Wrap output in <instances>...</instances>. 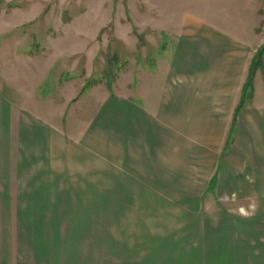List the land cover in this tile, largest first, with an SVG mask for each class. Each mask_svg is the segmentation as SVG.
Masks as SVG:
<instances>
[{
    "label": "crops",
    "instance_id": "obj_1",
    "mask_svg": "<svg viewBox=\"0 0 264 264\" xmlns=\"http://www.w3.org/2000/svg\"><path fill=\"white\" fill-rule=\"evenodd\" d=\"M210 27L184 37L193 58L190 80L197 82L200 76L203 83L196 87L203 95L174 92L168 116L129 96L97 97L93 92L91 111L73 114L74 95L63 92L66 88L78 94L85 71L72 77L73 70L65 78L61 72L53 79L57 86H51L52 93L46 88L40 96L44 78L37 73L25 71L17 89L0 87V264L189 263L185 237L162 232L159 214L142 205L169 202L168 194L175 195L174 163L168 161L163 168L168 173L161 179L153 172L159 163L149 160L159 154V123L176 124L177 119L185 132L201 140L207 131L217 132L216 124L232 122L233 161L264 164V94L256 86L252 99L240 105L250 75L248 54L241 46L245 40ZM49 54L38 57L45 63L35 62L40 72L71 56H53L48 63ZM7 83L12 86L11 80ZM220 159L222 170L226 163ZM141 162L153 172L149 183L141 180V173H132L138 169L132 164ZM117 170L119 181H113Z\"/></svg>",
    "mask_w": 264,
    "mask_h": 264
},
{
    "label": "rangeland",
    "instance_id": "obj_2",
    "mask_svg": "<svg viewBox=\"0 0 264 264\" xmlns=\"http://www.w3.org/2000/svg\"><path fill=\"white\" fill-rule=\"evenodd\" d=\"M201 22L245 40L241 46L248 54L254 88L242 98L252 99L256 86L258 94H264V53L262 58L254 57L264 44V0H0V87L17 89L25 71L37 73L44 78L40 96L52 93L53 79L61 72L65 78L73 70L72 77L85 71V85L78 94L66 88L63 92L74 95L73 114L89 113L95 93L129 96L168 116V100L174 92L203 95L196 87L203 83L200 76L197 82L190 80L193 58L184 47L186 34L211 30L212 24L205 27ZM46 53L52 55L48 63H53V56H71L40 72L35 62L45 63L38 57ZM232 124L218 123L217 132L207 131L208 137L199 140L185 132L177 119L176 124L159 123L155 149L159 154L149 160L159 163L153 172L161 179L168 173L163 170L168 161L174 163L175 195L168 194L169 202L142 205L145 211L159 214L162 232L185 237V246L191 249L188 264H264V164L233 161ZM174 127L175 132H169ZM219 159L226 163L222 170ZM146 165L132 164L138 168L132 173L151 182L153 172ZM114 173L113 181H119V171Z\"/></svg>",
    "mask_w": 264,
    "mask_h": 264
},
{
    "label": "trees",
    "instance_id": "obj_3",
    "mask_svg": "<svg viewBox=\"0 0 264 264\" xmlns=\"http://www.w3.org/2000/svg\"><path fill=\"white\" fill-rule=\"evenodd\" d=\"M263 53H264V44L261 46V48H259L257 50V52H256V54L254 56L255 57V60L257 58L259 59L263 55ZM252 73H253V71L251 70L250 71V75H249V77H248V79H247V81L245 83L244 88H243V95H242V97H245L249 91L252 92V90H253V75H252ZM243 102H244V99L242 98L240 105H242Z\"/></svg>",
    "mask_w": 264,
    "mask_h": 264
}]
</instances>
